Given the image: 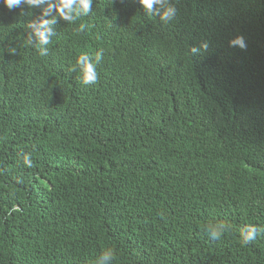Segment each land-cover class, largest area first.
Wrapping results in <instances>:
<instances>
[{"label":"trees","instance_id":"obj_1","mask_svg":"<svg viewBox=\"0 0 264 264\" xmlns=\"http://www.w3.org/2000/svg\"><path fill=\"white\" fill-rule=\"evenodd\" d=\"M46 8L0 0V264H264V0H93L41 53Z\"/></svg>","mask_w":264,"mask_h":264},{"label":"clouds","instance_id":"obj_2","mask_svg":"<svg viewBox=\"0 0 264 264\" xmlns=\"http://www.w3.org/2000/svg\"><path fill=\"white\" fill-rule=\"evenodd\" d=\"M4 5L9 9L18 8L21 4H28L30 7H38L41 4H46L45 15L51 14L52 10L55 9L56 16H53L51 20H41L39 25H32L35 28V36L38 39V43L35 44L37 48L41 49V44H49V37L52 35L51 30L48 28L50 23H56L57 19H63L69 23H74L80 20L81 17L87 16L92 10L93 0H3ZM140 6L147 10L148 15H153V5L161 4V0H138ZM177 8L175 6H168L165 10L160 13L157 11L155 14H159L161 19L165 22L172 21L177 15ZM88 25L81 23L78 31L83 32ZM238 46L241 49L246 48V42L243 36H237L235 39L229 41V47ZM208 44L203 43L200 48H192L191 52H197L201 49L207 50ZM96 60L100 61L103 59L102 52L96 53ZM78 65L80 68L81 82L85 85L95 84L98 80V73L96 66L89 61L87 53H81L77 59L75 66ZM74 67V66H73ZM24 163L28 167H32V159L30 155L24 156ZM247 230L241 231L242 244L247 245L253 242L256 237L264 232V228H257L253 225L246 226ZM212 239H219L218 230L212 229ZM113 254L109 252L103 253V259L109 260L114 259Z\"/></svg>","mask_w":264,"mask_h":264}]
</instances>
